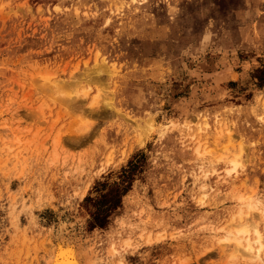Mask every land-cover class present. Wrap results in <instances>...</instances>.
Instances as JSON below:
<instances>
[{
	"label": "rangeland",
	"instance_id": "rangeland-1",
	"mask_svg": "<svg viewBox=\"0 0 264 264\" xmlns=\"http://www.w3.org/2000/svg\"><path fill=\"white\" fill-rule=\"evenodd\" d=\"M58 240L264 264V0H0V264Z\"/></svg>",
	"mask_w": 264,
	"mask_h": 264
},
{
	"label": "bare ground",
	"instance_id": "bare-ground-1",
	"mask_svg": "<svg viewBox=\"0 0 264 264\" xmlns=\"http://www.w3.org/2000/svg\"><path fill=\"white\" fill-rule=\"evenodd\" d=\"M44 78V84L43 85H45V86H48L49 87V89H50V87L51 86H49L50 84L49 83H51V82H53L54 84H56V87L57 86H61V84L59 85V83H57L56 81H52L51 79H50V77H47V76H44L43 77ZM60 88V87H59ZM57 89V88H56ZM55 89V90H56ZM61 91H62V89H61ZM55 92V91H54ZM53 92V93H54ZM63 92V91H62ZM57 94V93H56ZM53 95V94H52ZM97 100V99H96ZM204 125H208V123L207 122H204V123H202L201 124V126H200V128L201 129H203L204 128ZM206 126H205V129H206ZM218 128H219V126H218ZM207 130V129H206ZM216 131V130H215ZM199 147H200V144L198 145ZM199 147H198V150H199ZM241 199V198H240ZM245 199V198H244ZM243 199H241L240 201H242ZM242 203V202H241ZM240 203V204H241ZM244 204V203H243ZM245 204H247V203H245ZM244 204V205H245ZM246 206V205H245ZM243 207V206H242ZM247 207H249V205L247 204ZM246 207V208H247ZM254 205L252 206V204H250V208H248V213H244V211L243 210H241L240 212H239V217H238V222H236L237 224H236V234H235V240H236V243H237V245H236V252H237V254L238 253H240L242 250H243V252L244 251H246V253H248V255H252V254H254V253H256V247L255 246H253V242L254 241H252L251 240V238H250V236H249V233H250V229H251V227L253 228V229H255V231H256V234H257V236H258V238H257V240H256V242L257 243H259V246H258V251H257V254H256V257H258V256H260V253H261V250H262V247H263V244L262 243H260V240H261V233H260V230H259V223H256V222H254V221H252V222H249V220H247L248 219V217L246 218V217H244V215H250V213H249V209H254ZM256 208V207H255ZM255 210V209H254ZM252 211V210H251ZM246 212V211H245ZM237 215V214H236ZM237 215V216H238ZM260 215V214H259ZM262 216H263V213L261 214ZM235 218V217H234ZM244 218H246V219H244ZM250 219V218H249ZM243 220H245V221H243ZM232 223H234L233 221H232ZM229 241H231L232 239L231 238H227ZM256 239V238H255ZM246 240V244H244V242L243 241H245ZM125 241H127V240H125ZM131 243V242H130ZM43 245V244H42ZM111 245V244H110ZM115 245V244H114ZM121 245H123L122 243H121ZM124 245H125V243H124ZM128 245H130V244H128ZM44 246H46L47 247V245H43L42 246V248L44 247ZM51 246H53L52 247V252H51V254H49L50 255V257H48L47 259H46V264H94L95 263V259L93 258V256H89V259L86 257L87 255H84L82 252H81V250H79V248H78V246H76V245H74V243L72 242V241H67V242H65V241H59L58 240V244L57 243H53V245H51ZM117 246V245H116ZM120 247V246H119ZM118 247V248H119ZM128 247V246H127ZM48 249H50V246L49 247H47ZM44 249V248H43ZM110 251H111V253L112 254H114L115 253V251H116V248L115 247H112L111 248V246H110ZM124 249V248H123ZM47 250V249H46ZM109 250V249H108ZM51 250H49L48 252H50ZM119 251H121V249H119ZM125 252V251H124ZM107 253H109V252H107ZM111 254V255H112ZM121 254H123V253H121ZM115 255H117V254H115ZM254 256H255V254H254ZM43 257V256H42ZM45 257V256H44ZM43 257V258H44ZM42 261V260H41ZM121 262V261H120ZM120 262L118 261V263L120 264Z\"/></svg>",
	"mask_w": 264,
	"mask_h": 264
}]
</instances>
